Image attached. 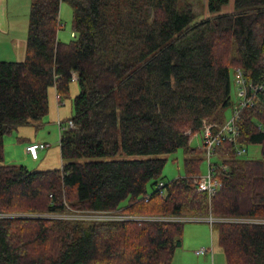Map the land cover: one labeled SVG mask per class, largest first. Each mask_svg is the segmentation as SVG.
<instances>
[{
    "label": "trees",
    "instance_id": "16d2710c",
    "mask_svg": "<svg viewBox=\"0 0 264 264\" xmlns=\"http://www.w3.org/2000/svg\"><path fill=\"white\" fill-rule=\"evenodd\" d=\"M66 1L73 39L58 38L62 0H30L24 59L0 60V264H170L186 218H212L226 264H264V0H207V14L185 0ZM237 70L262 89L214 147L209 197L194 183L204 122L217 132L232 117ZM74 76L61 167L3 163L4 134L39 124L49 87L59 104ZM250 145L260 157H243ZM178 149L184 174L163 181Z\"/></svg>",
    "mask_w": 264,
    "mask_h": 264
},
{
    "label": "rangeland",
    "instance_id": "374dc122",
    "mask_svg": "<svg viewBox=\"0 0 264 264\" xmlns=\"http://www.w3.org/2000/svg\"><path fill=\"white\" fill-rule=\"evenodd\" d=\"M197 13L207 14L206 0H185ZM63 8L60 9L59 19L60 27L58 30L61 35L66 36L68 41L73 39L72 31V9L66 0L61 2ZM67 40V39H66ZM67 41V42H68ZM66 42V41H65ZM69 94L59 100L54 86L49 87V107L48 112L41 119L39 124L19 125L10 133L3 136V163L9 165H23L32 171L57 169L62 165L60 145H59V125L58 116L61 118L62 125L67 124L68 118L74 114L73 99L79 93V84L73 79L69 85ZM232 100L238 105L239 97L236 83H232ZM53 107L50 109V107ZM59 109V110H58ZM226 117L229 119L232 115L231 107L226 110ZM29 142H44L47 146L39 150L38 157L32 158L26 151V144ZM201 138L196 135L190 140L192 147H200ZM205 152V151H204ZM199 154V153H198ZM186 154L183 149L167 155V161L162 169V180L168 181L172 178L184 174V158ZM243 157L258 158L260 157V148L258 145H250ZM215 157L211 156V162ZM208 159L203 153V159L200 164L198 176L205 175L208 171ZM197 176V177H198ZM196 177V179H197ZM195 179V181H196ZM194 181V183H195ZM149 192L152 190L148 186ZM63 217V215H54ZM72 216L78 218L101 217L95 213L83 214L81 212L73 213ZM209 220L212 218H186L183 223L184 231L181 246L177 247L172 254L170 264H226L223 251L217 241V234L211 230ZM199 251V252H198Z\"/></svg>",
    "mask_w": 264,
    "mask_h": 264
},
{
    "label": "built area",
    "instance_id": "2783aa9c",
    "mask_svg": "<svg viewBox=\"0 0 264 264\" xmlns=\"http://www.w3.org/2000/svg\"><path fill=\"white\" fill-rule=\"evenodd\" d=\"M74 33H71V36H73ZM75 77V76H74ZM236 86L238 90V105L236 106L237 108L234 109L232 117L229 119V121L217 132H213L212 130V124L210 123H205L204 122V132H203V137H204V143H203V148L206 154V157L208 159V166L211 163V156L214 155V147L220 143L221 140L227 138L225 135V131L230 132L233 135H236V129L234 125V120L235 117L238 115L240 108L245 106L251 98L248 97V93L250 90L252 91H257L262 89V85H252V84H247L244 78V75L241 70H237L236 72ZM60 104V103H59ZM59 125V134L62 131V129L66 127H73V123L71 121H68L66 125H62L60 121H58ZM192 139V138H191ZM190 139V140H191ZM47 145L44 142H33L29 143L26 145L25 149L26 151L31 155L32 158L36 159L38 157L39 150H42L46 147ZM245 150L241 148L239 150V153H243ZM196 189L200 192H206L209 197L214 195L217 191V188L219 187V183L217 180L213 178V171L212 169H208L207 173L202 176H198L196 181ZM163 182H159L158 187H162ZM162 193V192H161ZM101 217H94V218H110L113 216L106 215V214H97ZM115 217V216H114ZM119 218H123L118 216ZM86 218V217H85ZM199 252V251H198Z\"/></svg>",
    "mask_w": 264,
    "mask_h": 264
},
{
    "label": "crops",
    "instance_id": "0c3cea01",
    "mask_svg": "<svg viewBox=\"0 0 264 264\" xmlns=\"http://www.w3.org/2000/svg\"><path fill=\"white\" fill-rule=\"evenodd\" d=\"M29 8L30 0H0V60L22 61L24 59ZM62 8L61 4L60 9ZM226 9H229V6ZM58 38L64 42L69 39L61 35V32ZM57 105L59 107L58 102ZM52 108L51 106L50 109ZM60 120L58 116V121Z\"/></svg>",
    "mask_w": 264,
    "mask_h": 264
}]
</instances>
